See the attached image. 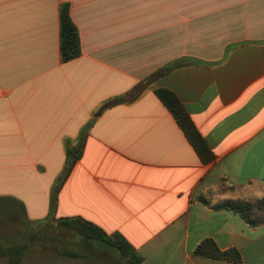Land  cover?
I'll return each instance as SVG.
<instances>
[{
  "label": "crops",
  "instance_id": "0c3cea01",
  "mask_svg": "<svg viewBox=\"0 0 264 264\" xmlns=\"http://www.w3.org/2000/svg\"><path fill=\"white\" fill-rule=\"evenodd\" d=\"M64 1L80 53L60 60ZM138 81L135 98L93 114ZM154 87L174 92L211 159ZM92 115L46 219L63 138ZM225 197L264 199V0H0V199L26 221L79 216L117 232L140 264H230L191 253L205 237L264 264V221L212 206Z\"/></svg>",
  "mask_w": 264,
  "mask_h": 264
},
{
  "label": "trees",
  "instance_id": "16d2710c",
  "mask_svg": "<svg viewBox=\"0 0 264 264\" xmlns=\"http://www.w3.org/2000/svg\"><path fill=\"white\" fill-rule=\"evenodd\" d=\"M58 53L60 60H66L77 56L80 53V42L78 30L70 17L69 4L64 1L58 6ZM189 57H179L166 61L164 64L153 70L148 79L156 78L171 67L186 63ZM146 82L138 81L127 91L115 94L98 105L93 111L96 115L106 106L120 101H128L135 98L141 90L147 85ZM154 93L172 114L175 122L181 128L187 140L193 146L196 153L202 160L212 158V153L206 145L204 139L198 133L187 111L178 100L173 91L165 87H154ZM93 115L88 118L78 130L74 138L64 137V160L60 171L54 177L48 196V213L46 219L51 218V213L56 205V196L59 186L68 174L71 166L81 151L82 137L92 122ZM14 199V198H13ZM19 204L21 202L19 201ZM213 207H225L238 212L249 223L257 224L264 221V199L247 200L242 198L225 197L214 203ZM262 213H261V212ZM58 226L72 230L73 234L78 235L79 241L103 246L107 249H114L124 264H140L139 255L133 250L131 245L117 232L107 233L90 220L79 216L58 217L54 219ZM23 243H13L0 245V255L7 256L3 264H21V251L24 248ZM102 247V248H103ZM68 255L74 256V251H64ZM193 255L208 256L228 261L230 264H240V254L234 247L220 248L211 238L201 239L191 250Z\"/></svg>",
  "mask_w": 264,
  "mask_h": 264
},
{
  "label": "rangeland",
  "instance_id": "374dc122",
  "mask_svg": "<svg viewBox=\"0 0 264 264\" xmlns=\"http://www.w3.org/2000/svg\"><path fill=\"white\" fill-rule=\"evenodd\" d=\"M7 207L12 211H1ZM72 232L51 219L26 221L15 201L0 199V245L23 243L21 264H124L114 249L79 241ZM64 251H74L76 255ZM6 258L1 254L0 264Z\"/></svg>",
  "mask_w": 264,
  "mask_h": 264
}]
</instances>
